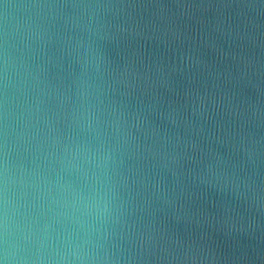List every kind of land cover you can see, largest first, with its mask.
<instances>
[{
    "label": "water",
    "instance_id": "obj_1",
    "mask_svg": "<svg viewBox=\"0 0 264 264\" xmlns=\"http://www.w3.org/2000/svg\"><path fill=\"white\" fill-rule=\"evenodd\" d=\"M0 264H264V0H0Z\"/></svg>",
    "mask_w": 264,
    "mask_h": 264
}]
</instances>
